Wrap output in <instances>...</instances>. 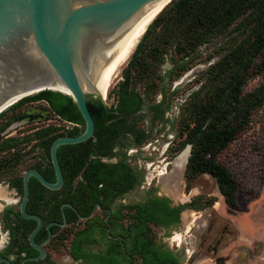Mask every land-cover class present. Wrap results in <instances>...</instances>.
I'll return each mask as SVG.
<instances>
[{"label": "trees", "instance_id": "16d2710c", "mask_svg": "<svg viewBox=\"0 0 264 264\" xmlns=\"http://www.w3.org/2000/svg\"><path fill=\"white\" fill-rule=\"evenodd\" d=\"M220 37L226 40L220 48L225 53H217L220 58L201 75L198 79L201 86L182 105L176 126L180 143L171 150L180 152L190 145L185 172L187 181L207 174L217 181L227 203L236 205L238 182L218 157L248 128L253 112L264 104V79L258 87L246 91L251 80L264 77V0H172L150 24L123 71L122 81L110 92L109 98L114 103L88 96L97 140L59 148L63 187L53 191L33 179L27 210L44 221L37 242L48 238L47 228L54 223L49 247L69 241L68 253L78 259L83 257L79 241L89 236L90 231L108 229L111 224L126 220L124 215H114L106 222L107 212L103 216L90 215L97 205L110 209L117 200L141 185L143 175L129 162L128 150L147 143L158 132L156 128L167 122L172 97L179 90L169 94L165 81L174 82L180 78L191 69L200 49ZM168 62L171 68L164 71ZM158 94L162 95L160 101L155 100ZM32 102L47 103L54 115L73 127L49 126L27 137H1L11 123L25 118L22 115L0 127V181L10 182L20 190L23 177L7 174H14V169L23 161L25 144L39 140L29 154L43 151L48 167L42 168V172L48 181L55 182L50 159L52 143L63 136H78L85 130V122L72 97L51 90L22 99L1 113L0 120L8 112L18 111ZM113 160L115 162H111ZM197 202L189 206L202 209L204 206H197ZM65 204H71L77 213L68 207L64 210ZM183 209L173 206L168 197L157 196L154 190L135 208H130L135 214L127 217L132 223L128 228L129 237L137 248L130 251L132 258L128 264L140 263L141 259L144 264H180L178 253L157 246L151 226H178ZM78 214L88 218L87 221H81ZM64 215L68 226L62 228L59 224L64 223ZM4 221L12 232L10 252L17 255L19 260L15 264H18L22 254L32 249L29 236L36 222L24 228L21 224L26 220L13 208L5 212ZM78 225L82 227L76 228ZM121 225L125 228V224ZM73 226L74 230L68 229ZM104 238L112 240L108 234H104ZM16 245L18 250L14 252ZM118 248L116 240L105 255L91 252L92 262L101 258L104 264H118L113 258L119 253ZM6 254L0 252V258ZM108 255L113 257L108 258Z\"/></svg>", "mask_w": 264, "mask_h": 264}, {"label": "rangeland", "instance_id": "374dc122", "mask_svg": "<svg viewBox=\"0 0 264 264\" xmlns=\"http://www.w3.org/2000/svg\"><path fill=\"white\" fill-rule=\"evenodd\" d=\"M222 38L203 46L191 69L180 78L174 82H169L168 79L165 81L169 94L176 89L179 90L172 97V106L166 116L167 122L156 128L155 131L158 132L147 143L128 150L129 162L142 173L143 181L139 187L119 202L136 203L144 199L147 190L156 189L159 195L168 196L175 203L184 204L198 197L202 198L198 202L199 206L207 204L203 210H185L182 224L170 232L166 233L163 229L152 227L156 240L164 242L171 250L179 253L182 257V264H217L216 261L220 257L229 260V257L237 255L240 256L235 264H247V255L238 253L243 245L252 247L256 254L264 258V104L253 112L248 128L218 157L220 163L231 171L238 182L236 205L232 206L227 203L217 181L207 174L191 182L187 181L185 177L186 158L180 159V157L183 150L187 147L191 148L190 145L183 149V152L171 150V147L176 148L180 143L179 138L176 137V126L181 116L182 105L201 86L198 81L201 75L220 58L217 53H225L220 50L226 41ZM128 63L109 89L106 100L109 104L114 103L113 99L109 98L110 92L122 81L123 71ZM170 68L171 64L168 62L164 71ZM263 79V76H259L251 80L246 91L258 87ZM161 99L160 94L155 97L157 101ZM21 115L25 118L11 123L2 132L1 137H27L49 126L67 129L73 127L72 124L54 115L45 102L27 103L18 111L8 112L0 120V127ZM32 147V143L23 146L25 154L23 161L14 169V174L9 173L7 176L23 177L25 171L34 163L48 162L42 153L29 154ZM37 155L41 158H32ZM176 190L177 193H174ZM0 195L1 220V212L6 207V203H14L12 207L18 210L21 197H18L14 190L9 189L6 181H0ZM227 209L236 212L238 216L229 215ZM73 227L68 229L74 230L75 226ZM251 230L256 232L253 234ZM7 235L6 228L0 221V246L6 242ZM68 245L69 241H66L61 245L48 247L52 259L63 264L68 254Z\"/></svg>", "mask_w": 264, "mask_h": 264}, {"label": "water", "instance_id": "95a60500", "mask_svg": "<svg viewBox=\"0 0 264 264\" xmlns=\"http://www.w3.org/2000/svg\"><path fill=\"white\" fill-rule=\"evenodd\" d=\"M165 1L164 8L172 2L0 0V114L26 97L51 90L72 97L85 122L82 134L63 136L52 143L50 159L55 182L48 181L34 168L28 169L23 176L24 194L19 211L25 219L37 222L29 241L40 254L23 260L21 264L43 260L47 254L45 246L53 236L51 226L54 223L48 226L49 236L42 244L35 241L44 221L39 215L27 212L31 178L53 191L63 187L59 148L90 139L97 140L88 96L94 95L106 102L107 98L99 90L103 71H110L131 50L143 32L147 9ZM61 88L69 91V94L60 91ZM187 148L191 151L190 147ZM66 207L77 213L71 204H65L63 209ZM227 213L236 215L230 209H227ZM64 217V223L59 224L62 228L68 225L66 215ZM79 217L81 220L87 219L81 215ZM3 263L12 264L8 259L1 258L0 264Z\"/></svg>", "mask_w": 264, "mask_h": 264}, {"label": "flooded vegetation", "instance_id": "af4514ba", "mask_svg": "<svg viewBox=\"0 0 264 264\" xmlns=\"http://www.w3.org/2000/svg\"><path fill=\"white\" fill-rule=\"evenodd\" d=\"M38 142H39V140L33 141L32 142L33 146H34L35 143H38ZM42 152L40 150L37 153L38 154H41ZM34 158L37 159V158H41V157H39L37 155ZM111 162H115V161H111ZM44 167H48V162L47 163H44L42 161H39V162L34 163L28 169L34 168V169H37L38 171H40L43 174L42 168H44ZM43 176H44V174H43ZM33 179H35V178H31V180H30V192H31V183H32ZM7 185L9 187V189L14 190L16 192V195L18 197H21V200H22V197H23V194H24V186H23V184H22V189H21L23 191V193L21 192L20 188H18L17 186H13L10 182H7ZM152 190L155 191V193L157 194V196H160V197H168V196H161V195H159L157 193L156 189H152ZM152 190L151 189L150 190H147L145 192L144 199L141 200V201H144L146 199V197H147V193H149ZM174 193H177V190ZM123 198H121V199H123ZM168 198L171 199L170 197H168ZM121 199L117 200L111 206L110 209H102L101 206H100V208H98V205H97V207L94 209V211L92 212V214L90 215V217H93V216H95L97 214H101L103 216L104 213L107 212L108 215L105 217V221L106 222H108V220L111 217H113L114 215L115 216H118V217L124 215L126 217V220L125 221L124 220H119L118 224H116V223L115 224H111L108 229H103V230L102 229H94L93 231H90L91 233L89 234V236H87L86 238L81 239L79 241V248H80V251H81L80 254L83 255V257L81 256V258H78L77 259L74 256H72L70 253H68L67 254V257L64 259V263L63 264H93V263L94 264H104V262H103L104 259H101V258H97V259H95L92 262L93 257L91 255V252L92 253H97V254L105 255L110 250V248L112 247V244L116 240L118 241V244H119V248H118L119 249L118 250L119 253L116 254L114 257L111 256V255L110 256L108 255L107 257L108 258L113 257V258L117 259L118 260L117 261L118 264H128L129 263V260L132 258L131 254H130V251H132V249L137 248V246H136V244H134L131 241V239L129 237V235H130L131 232L128 230V228H130V225H132V223L127 220V217H129L131 215L133 216L135 214V211H131L130 208H135L137 206V204L139 202H141V201H138V202L132 203V204H124V203L119 202ZM171 201H172V205L173 206H176V207L182 206V207H184L183 211L180 214V224L178 226H176V227H179L182 224V222L184 221V212H185V210L188 209L189 211H197V209H194V208L190 207L189 204H192L194 201H196V202L198 201L199 202L198 197L197 198H194V199H192V200H190V201H188V202H186L184 204L179 203V202L178 203H175L172 199H171ZM198 202H197V206H199L198 205ZM28 204H29V202H28ZM206 205L204 204L205 207H206ZM12 206H14V203L7 202L6 203V207H4L3 210H2V212H1V220L0 221H1L2 225L5 226V228H6V223L4 221V214H5V212L8 209L13 208ZM19 208H20V205H19ZM19 208H18V210L14 209V208L13 209L16 212H19L20 213ZM27 208H28V205H27ZM202 210H203V208H202ZM27 212H28V210H27ZM235 214H236V215H234L235 217L238 216V214L236 212H235ZM33 215H36V214H33ZM87 219L86 220H81V221H87ZM25 220L26 221H23L22 224H21L24 228L26 226H28V224L34 222V220H27V219H25ZM121 224H125V228L122 227ZM36 225H37V222H36ZM13 226H16V224L13 223ZM151 227H155V228H158V229H163L166 233L167 232H170L173 229V228H164L163 226H158V227L157 226H151ZM176 227H174V228H176ZM6 231L8 233L7 240H6L5 243H3L2 246H0V252H6L7 254L5 256L1 257V258L8 259L9 261H11L12 264H15L16 261L19 260V259H18V257H17L16 254H13V253L11 254V252H10V249H11L10 247L12 245V240H13L12 232H11V230L9 228H6ZM250 232L254 234L256 231H252L251 230ZM38 234H37V236H38ZM104 234L105 235L108 234V238H110L112 240L110 241V240L104 238ZM151 234L154 235L153 230H151ZM125 235H127L128 237L125 238ZM52 238H53V236H52ZM35 241H36V238H35ZM43 242L39 243V242L36 241L37 244H42ZM50 242L45 246V249L47 251L46 257L43 260H39V261H45V260H47L46 264H59L57 261H55L54 259H52V257L49 254L48 247H49ZM156 242H157V246L160 249H169V250H171L164 242L157 241V240H156ZM29 243H30V241H29ZM17 250H18V245H16V247L14 248V252H16ZM171 251H173V250H171ZM238 253L239 254L245 253L247 255V260H248L247 261V264H264V258L261 257V256H259V254H256L255 251H254V249L252 247H250V246H247V245L241 246L240 247V251ZM39 254H40V252L37 249H35V248L32 247V249L29 252H24L22 254V256H21L20 261L18 262V264H21V262L23 260H25V259H27L29 257H36ZM239 256L238 255L235 256V257L234 256H231V257H229V260H226L224 257H220V258L217 259L216 263L217 264H227V263L230 262L231 264H235L236 261L239 260ZM142 260L143 259H141L140 263H137V264H144L142 262ZM179 260H180V264H182V257H181L180 254H179ZM34 262H38V261H34ZM3 264H5V263H3ZM109 264H114V263L111 262Z\"/></svg>", "mask_w": 264, "mask_h": 264}, {"label": "bare ground", "instance_id": "6f19581e", "mask_svg": "<svg viewBox=\"0 0 264 264\" xmlns=\"http://www.w3.org/2000/svg\"><path fill=\"white\" fill-rule=\"evenodd\" d=\"M165 5H166V1L165 2H159V3L152 5L151 7H149L147 9L144 27H143V32L140 35V37L138 38V40L135 42V44L133 45L131 50L110 71L106 70V69L103 71V74L101 76V80L99 83V90L103 94V97L107 98L109 89H110L111 85H113V81L120 75L121 70H123V67L130 60L132 54L136 50L137 45L139 44L140 40L142 39V37L146 33L148 27L155 20V18L160 14V12L162 11V9L164 8ZM60 91H62L63 93L69 94V91H67L64 88H61ZM189 153H190V150L187 148L183 152V154L181 155L180 159H183L185 157L186 158L185 161L187 162V157H188Z\"/></svg>", "mask_w": 264, "mask_h": 264}]
</instances>
